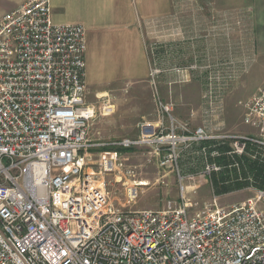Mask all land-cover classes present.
I'll return each mask as SVG.
<instances>
[{
	"label": "built area",
	"instance_id": "2783aa9c",
	"mask_svg": "<svg viewBox=\"0 0 264 264\" xmlns=\"http://www.w3.org/2000/svg\"><path fill=\"white\" fill-rule=\"evenodd\" d=\"M87 51L86 27L55 23L51 0H27L0 14V264H264V190L248 187L232 194L257 198L222 207L215 197L197 209L190 196L198 187L187 184L205 179L214 192L212 178L228 167L218 159L237 167L238 160L264 159V86L243 104L249 133L231 134L221 119L222 94L244 75L243 66L217 58L203 66L218 90L207 92V121L194 128L161 101L154 79L160 71H152L158 123L103 144L94 170L88 156L97 146V114L87 102ZM194 69L172 73L190 81ZM110 106L103 102V115ZM142 147L179 179V198L162 210L116 207L100 181L135 178L120 151ZM196 148L201 167L183 170L181 158ZM137 188L129 189L130 203Z\"/></svg>",
	"mask_w": 264,
	"mask_h": 264
},
{
	"label": "rangeland",
	"instance_id": "374dc122",
	"mask_svg": "<svg viewBox=\"0 0 264 264\" xmlns=\"http://www.w3.org/2000/svg\"><path fill=\"white\" fill-rule=\"evenodd\" d=\"M22 1L0 0V13ZM174 5L173 22L168 19L152 28L144 27L142 40L148 61V78L143 82L125 79L112 71L109 64H105L103 47L94 43L95 35L88 36L93 47L89 52L92 65L88 72L91 84L88 81L87 102L95 106L97 114L91 127V140L97 146L89 152L88 163L94 170L106 150L103 144L115 139L136 138L143 124L158 123L161 115L153 95L152 71H160L154 79L161 101L173 105L176 120L194 128L207 121V92L218 90L214 88L215 84L210 86L209 73L202 70L203 66H212L215 58L228 67L231 63L243 66L237 68L240 71L244 69V75L229 83L222 94L224 110L221 119L227 132L249 133L250 129L243 125V104L264 86V51L253 47V36L247 29L252 20L246 16L237 20L236 9L229 0L216 3L210 0H176ZM54 10L58 11V7ZM191 67L195 69L191 71L190 81L176 72L172 73V70ZM104 101L111 104V111L105 116L101 111ZM169 121L165 116L164 124ZM120 152L126 156L125 165L134 168L135 178H124L120 174L100 178V181L105 180L116 207L128 206L130 211H158L168 201L179 198L178 177L172 170L160 167V158L153 149L142 147ZM182 159L179 162L181 168ZM187 184L198 187L197 194L190 196L198 204L197 209L214 200L210 184L205 179L187 180ZM132 186H138L139 197L130 203L128 194ZM257 197L256 193L245 191L218 197L217 201L222 207H230ZM259 207L264 211V200Z\"/></svg>",
	"mask_w": 264,
	"mask_h": 264
},
{
	"label": "crops",
	"instance_id": "0c3cea01",
	"mask_svg": "<svg viewBox=\"0 0 264 264\" xmlns=\"http://www.w3.org/2000/svg\"><path fill=\"white\" fill-rule=\"evenodd\" d=\"M25 1L27 0H23L20 4ZM210 1L224 2V0ZM229 1L236 9L237 20L240 16L252 20L247 26L248 34L253 36V47L263 52L264 0ZM175 2L176 0H51L55 23L85 26L88 36L94 34L96 37L94 43L102 46L106 52L105 64H109L112 71L115 70L125 79H135L134 81L140 82L148 78V61L142 40L144 27L152 28L153 25L164 20L174 19ZM16 7L2 11L0 14L9 13ZM56 7L58 11L54 10ZM235 24L237 25V22ZM92 47L93 41L89 42L88 38L87 85L88 72L92 65L89 57ZM116 140L121 139L111 141Z\"/></svg>",
	"mask_w": 264,
	"mask_h": 264
},
{
	"label": "trees",
	"instance_id": "16d2710c",
	"mask_svg": "<svg viewBox=\"0 0 264 264\" xmlns=\"http://www.w3.org/2000/svg\"><path fill=\"white\" fill-rule=\"evenodd\" d=\"M198 149L194 150L195 154L188 152L183 155L182 167L185 171H189L191 166L201 167L202 157L198 155ZM260 153L263 154V152ZM238 161L239 166L237 167L236 161L232 160L228 163L226 159H218L219 164L228 167L219 176H214L211 180L215 197L227 196L248 187L264 190V159ZM238 170L241 172V176L237 175Z\"/></svg>",
	"mask_w": 264,
	"mask_h": 264
}]
</instances>
